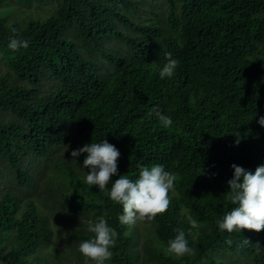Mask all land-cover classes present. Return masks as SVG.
<instances>
[{"label": "trees", "instance_id": "1", "mask_svg": "<svg viewBox=\"0 0 264 264\" xmlns=\"http://www.w3.org/2000/svg\"><path fill=\"white\" fill-rule=\"evenodd\" d=\"M16 1H51L53 11L9 21L0 10L7 68L0 72V158L18 185L0 189L2 264H64L46 248L63 222L72 228L65 247L77 256L94 236L77 225L101 217L118 233L106 264H264V230L228 232L217 223L236 206L228 198L231 165L254 171L264 164V0H164V14L150 10L145 18L139 0ZM13 36L29 47L8 48ZM166 52L180 64L161 78ZM155 108L170 116V127ZM103 139L120 157L117 175L99 190L85 182L86 154L75 160L71 152ZM155 164L177 180L167 211L143 220L140 249L138 229L120 223L122 205L108 193L119 175L135 180ZM38 188L37 200L54 215L24 200L23 192ZM189 216L204 227L191 228ZM177 228L191 254L168 252Z\"/></svg>", "mask_w": 264, "mask_h": 264}, {"label": "clouds", "instance_id": "2", "mask_svg": "<svg viewBox=\"0 0 264 264\" xmlns=\"http://www.w3.org/2000/svg\"><path fill=\"white\" fill-rule=\"evenodd\" d=\"M9 27L13 33L17 32L16 28ZM28 47L27 40L15 36L10 38L8 43V48L13 51ZM165 58L167 62L159 73L161 78L171 77L180 64L178 59L173 58L171 52H166ZM153 113L163 127L168 128L173 124L170 116L162 114L158 108L153 109ZM258 123L264 126V117H260ZM236 143H239V139ZM67 147L66 145L65 151ZM81 153L86 154L83 159V167L88 169L84 177L85 182L89 186L96 185L99 190H104L112 177L118 173L117 161L120 152L113 144L103 139L99 143L85 144L73 150L71 157L76 160ZM231 167L233 176L227 182L230 188L228 198L236 206L228 211L222 220L217 221L219 228L228 232L241 229L257 232L264 230V164L257 166L254 171L236 164H232ZM176 180V175L165 171L162 164L141 167L139 177L135 180L125 174L119 175L111 183L108 195L111 200L122 205L120 223L134 225L137 220L152 221L158 214L166 212L171 204L169 193L174 192ZM188 223L193 229L204 227L191 216L188 217ZM88 231L94 233V236L82 241L78 246L79 252L87 258L85 264H88V261L105 264L113 256L110 249L115 246L117 231L110 227L103 217L95 223H90ZM175 231L177 235L169 240L168 252L177 257L191 254L193 249L188 245L185 232L179 228Z\"/></svg>", "mask_w": 264, "mask_h": 264}, {"label": "rangeland", "instance_id": "3", "mask_svg": "<svg viewBox=\"0 0 264 264\" xmlns=\"http://www.w3.org/2000/svg\"><path fill=\"white\" fill-rule=\"evenodd\" d=\"M21 1V0H19ZM22 2H17L16 0H0V10H6L7 11V18L9 21H14V20H23V19H27V18H31V17H38L40 16L41 18L44 17L45 15L50 14L53 11V2L51 1H46V2H42L40 4H35L32 6H25L24 4H21ZM139 5L140 7L137 9V14L139 15V17L145 18L146 16H149L148 11L150 10H156L158 12H160L161 14H164V10L166 8V3L164 0H139ZM123 30H125V28H122ZM127 30V29H126ZM110 45H115L116 42H109ZM84 54H88L87 51L83 52ZM7 71V68L3 65L0 64V72L1 73H5ZM52 82L46 83L45 86L46 87H50L52 86ZM65 150V147H62L60 149H57L56 151H54V155L58 156L60 154H63ZM7 164L2 160V158H0V169H1V173H0V189H6L9 190L11 192H14L15 189H13L12 186L18 187V185H16V181H12L13 177H12V172L8 169V167L6 166ZM53 168L52 165L48 166V169ZM81 169H83L82 166H80ZM40 188V187H39ZM37 190V192L33 193L30 191V193L26 194L27 192H23V194H25L24 196V200H28L30 197L33 199V201L39 205L46 213L49 214V216H52V212L50 209H46L44 207V205L42 204V202H39L37 200V195L39 194V192L42 189ZM22 189H26V187L22 188ZM30 190V189H29ZM29 197V198H28ZM48 197H45L44 200L45 202L48 201ZM136 226V228L138 229V233L140 234V240L138 242V248L141 249V243L144 240V222L141 220H137V222L134 224ZM66 226H68L66 224V222H63L62 225V232L59 233L58 235L57 233H55L56 235L52 237V241H55L57 239V242L55 244H53L54 242H52V244L47 245L46 248L47 250H50L49 252L51 254H53L54 256H56L55 259L56 262L58 261V258H60L64 264H76V261L78 260V257L80 256V253L76 255H73L71 250L68 247H65L69 244V240H68V234L72 233V228L67 230ZM56 229V228H55ZM77 232H83L84 234H86V230L88 231V227L84 226H78L77 225ZM62 241V243H61ZM41 249V248H39ZM38 249V250H39ZM46 249H43L42 252H40V255L43 257L44 254H48V251ZM37 253V252H36ZM36 253H33V256L36 255ZM60 253V254H59ZM32 255V254H31ZM58 255H60L58 257ZM69 256H72V259H69ZM139 259L140 261L142 260V253L139 251ZM79 264H85V260L87 259L86 257H84L83 255H81V257L79 258ZM30 260L33 261L34 263H38L39 260L36 258H32L30 257ZM49 260L52 261L51 258H49ZM139 261V262H140ZM3 263V257H0V264ZM39 264V263H38ZM88 264H94L93 261H88ZM106 264V262H105Z\"/></svg>", "mask_w": 264, "mask_h": 264}]
</instances>
